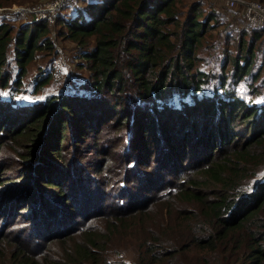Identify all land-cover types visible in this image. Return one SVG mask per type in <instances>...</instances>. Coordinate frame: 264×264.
<instances>
[{
  "label": "trees",
  "instance_id": "obj_1",
  "mask_svg": "<svg viewBox=\"0 0 264 264\" xmlns=\"http://www.w3.org/2000/svg\"><path fill=\"white\" fill-rule=\"evenodd\" d=\"M202 1L73 0L76 13L66 8L55 23L32 19L18 25L0 18V157L8 155L0 158V170L6 171V161L20 159L25 164L11 167L32 169L30 181L11 180L8 186L14 196L0 205V239L12 234L10 215L18 219L40 206V225L26 238L47 234L40 249L38 241L18 242L10 257L2 252L0 264H264V97L235 88L244 79L259 92L256 63L264 29L248 27L243 18L238 36L229 27L226 36L236 39L226 40L219 73H213L200 63L209 65L220 44L213 37L224 28ZM13 2L22 0H0V7ZM57 37L72 43L74 59L89 69L86 89L47 95L37 103L14 99L9 93L14 88L26 91L32 85L37 92L54 77L49 66L59 54ZM47 57L26 84L31 63ZM88 101L103 103L114 120L101 117L99 127L89 122L86 117L94 114L86 110L85 117ZM98 129L100 136L90 144L100 153L94 158L85 146L77 147V134L87 139ZM65 142L71 154L67 162ZM149 146L172 156L160 172L157 150L150 153L159 173L153 180L140 168ZM77 161L96 175L103 197L83 200L79 208L69 204L76 207L67 212L70 218L66 208L53 217L45 201L66 205L74 198L51 167L69 173ZM175 165L181 168L167 174ZM131 173L145 180V198L128 190ZM20 194L34 199L35 208L24 205L18 211ZM80 215L82 221L75 222ZM115 238L130 245L131 253L119 250Z\"/></svg>",
  "mask_w": 264,
  "mask_h": 264
},
{
  "label": "rangeland",
  "instance_id": "obj_2",
  "mask_svg": "<svg viewBox=\"0 0 264 264\" xmlns=\"http://www.w3.org/2000/svg\"><path fill=\"white\" fill-rule=\"evenodd\" d=\"M52 0H22V2H13L10 4V6H5V7H14V6H18V5H22L24 8L28 9L31 8L33 10H37L38 7H44L46 8L47 5L49 4V2ZM73 0H70L69 3H67L66 5H64L62 8H60V10H58L56 16V19L58 17V14L60 12H62L63 10H65L66 8L69 9L70 12H72L70 15H74L76 13V7L73 5L71 6ZM83 1V0H82ZM203 5L206 8V10L212 9L214 10L218 16H219V28H224L223 31H216L215 35H214V39L217 38L219 47L216 50V53L212 56L211 59H209V65L206 66V63H204L203 61L200 63L203 67L211 70L213 73H219V65L220 62H222V60L224 59V53H223V49L224 47H228V44L226 43V40L228 39H236L233 36H226V32L227 29L230 27H232L231 30H233L234 34L236 33L235 36H238L239 34H237L238 32L241 31L240 28H242V26H244V23L242 22V17L239 14V7L235 8V9H228L225 4L219 0H203ZM82 3V2H81ZM80 3V4H81ZM29 7V8H27ZM7 11V10H6ZM22 16L20 17H2V19L4 20H8L9 22L13 23V24H22V23H28V21H31L32 19H34V17L37 16H42L43 12L42 11H34L32 13H28V11H26L24 14H21ZM36 21V20H35ZM48 21V20H45ZM49 23H51L50 21H48ZM56 22V21H55ZM54 22V23H55ZM233 24V26H232ZM235 24H237V30L234 29ZM60 29V26L57 28ZM230 30V31H231ZM221 33H224L223 35H221ZM55 38V37H54ZM57 42L59 45L58 51L59 54L56 57H60L62 56L66 62H67V70H65L64 73H62L61 75L59 74L58 76H55L53 78L50 79V81L45 84L43 87H41L37 92H33V87L32 85L27 87L28 89L26 91H22L19 90V92L15 91V88L12 91H9V93L14 96V99H22L25 100L29 103H37L38 101L44 100L45 97L47 95H51V94H72L73 93H81L84 91L85 86L84 84L86 83L88 77L90 76L89 73V69L86 68L85 66H79L78 63L79 62H83L81 59H74V55L75 52L72 50V46L73 44L65 41L63 39H61L60 37H57ZM64 48V49H63ZM264 52V41L262 42V47H260V52H259V56L257 57V66L260 65V79L258 80L261 85V87L259 88V92L254 93L252 91V87H250L248 85V82L245 81L244 79L241 82H238L237 84H235V88L239 93H243V94H248V96L250 95H258L259 99L258 100H262V98L264 97V78H261L262 76L264 77V57H262V54ZM42 60V61H41ZM38 62H33L31 63L30 66V71L27 73V75L25 76L24 80L26 84H30L31 83V79L35 80L34 75H36L39 71V69L41 68L42 65H44L46 63V61L48 60V57L45 59H41ZM10 71L12 72V75H15L16 71H17V67L13 58V55H10ZM256 66V67H257ZM248 76L246 77H250L251 73L247 74ZM71 78V79H70ZM72 82H71V81ZM217 80V77H215L213 79V82H215ZM257 81V82H258ZM4 92V91H3ZM5 95H8V92H4ZM27 106V105H26ZM29 107V106H27ZM85 110V117L86 115V110H89V114H91L93 112L94 117L93 118H87L86 119L91 122L96 124V127H99L98 122L99 119L101 117L106 118L109 120V122L111 120H114V117L112 116V112L104 109L103 108V103H99L97 106L91 104L90 101L87 102L86 108ZM18 113V112H17ZM184 120V117H183ZM104 124V123H102ZM101 124V125H102ZM182 125V124H181ZM180 125V126H181ZM109 129H115V126H112ZM102 130H94V132L90 133V137H88L87 139L84 138V133L83 134H77V138H78V145L77 147H84V150L86 152L91 153L90 157H97L100 156L99 151H97L96 148L90 147V144L94 142V139L98 138V136H100ZM9 144H12L9 142ZM119 146L118 143L114 144V147ZM155 146V145H154ZM62 148L65 149L64 151V160L65 162H67V160H70V147L67 145V142H65L62 145ZM163 147H148V151L147 150H143L142 152V157H143V163L145 165H142L140 168L142 170H146L147 173V180H153L155 178L159 177V173H157V171L155 170V168L153 167V164L157 163V158H158V164H159V168H160V172L162 170H164L165 167H169L170 164H166L170 163L171 161V157L172 156H161V153L159 151L163 150ZM157 153L156 155L158 157H155L154 155L150 156L152 151H156ZM23 152V151H22ZM115 152H113L114 154ZM4 154V153H3ZM120 155V153L118 154ZM123 155V154H122ZM82 156V155H81ZM176 156V155H175ZM8 157V155L4 154V156L0 157L1 159ZM154 157V159H153ZM111 162V161H110ZM1 163V161H0ZM25 164V162L20 159V160H8L5 163V166H2L4 169H6V171H1L0 170V205H3L5 201H8L10 198H12L14 195L11 194V191L8 190V186H10V183L14 180H17V183H21L22 181L28 180L30 181V175L32 172V169H18L17 167H11L12 165H22ZM76 171L73 172H64V167H58V168H53L51 167V170L54 171V173L52 175H54V177L56 178H61L60 182L65 189H69L70 190V196L74 198V201L72 203H68L66 205L62 204L59 200H55L53 198H51V202L45 201L44 202V206L48 209V210H52L53 209V217H57L59 214L63 213V211L61 213L58 212V209H62V208H66V210H64V214L65 216H68L70 218V215L67 214V212L70 211V213H74L76 211V207L73 206V208H71V206L69 204H74V203H78L77 207L79 208V202H82L83 200H87V199H96L98 201H100L103 197V189L101 188V183L100 181L97 180H93L95 179L94 174L90 173L89 169H87L88 167H82L81 163L79 161H77L76 163ZM187 166V165H185ZM11 167V168H10ZM180 167V166H176L175 167H171L167 170V174H172V172L175 170L176 168ZM1 168V166H0ZM181 168V167H180ZM155 170V172H152V170ZM22 171V172H21ZM166 172V171H164ZM3 173V174H2ZM156 173V175H155ZM20 174H24L25 176L19 180L20 177H18V175ZM8 175V176H7ZM7 176V177H6ZM161 177H163L164 175H160ZM166 177V175L164 176ZM131 178L132 181L134 182L133 184L128 185V190H130L131 195H134L135 197H139V198H145L148 194L145 193L143 191V183H144V179L143 178H139L136 174L131 173ZM12 180V181H11ZM129 184V183H128ZM138 186V187H137ZM80 188V190L78 191V189ZM140 188V189H139ZM23 190L22 188L18 189L17 191H21ZM16 191V192H17ZM13 193V192H12ZM18 199H16V203H19L17 206V210L18 211H22V208L24 205H28L31 209L35 208V200L32 199L30 202L28 201L29 198H26L23 195H18ZM21 202V203H20ZM39 202V201H37ZM40 206L38 210H29L27 209L25 211L24 216H19L18 219L16 217L15 214L10 215L9 219L7 220L8 222L11 221V224L9 226L10 229H12V234L9 233H4L3 235H5L4 237H2L0 239V255H2V252L6 253L8 257L11 256L12 251H14L16 248H18V242H20L21 246L22 244H25V246L30 245V243H35L38 241V245H36V247H39L37 249H40L41 247H43L46 243V235L45 236H38L39 240L37 239H33V240H29V238L27 239V233L28 232H35V225H37V223L40 225V220L38 217V214H41L43 211V208ZM2 207L0 209V216L3 214ZM46 210V209H45ZM34 216V217H33ZM82 218H84V215H80L77 217V221L75 222H81ZM19 222V224H18ZM103 222V218L98 217L96 220L97 224H100ZM16 223V224H15ZM57 222H55L54 224H52L50 230H52L57 224ZM14 224V225H13ZM34 227V228H33ZM37 231V228H36ZM12 235V236H11ZM8 236H10V238H7ZM22 238V239H21ZM22 240V242H21ZM113 244L117 247H121L119 250L127 252V253H131L129 251V249L131 248L130 245H128L127 243H124L122 241H120L119 239H113ZM56 246H51L52 251L57 247ZM43 251V250H42ZM42 251L38 252V253H42ZM51 251V254H52ZM58 256L62 255V251L61 249L57 252H55ZM37 256L42 257V254H35ZM30 256V254H29ZM115 257V255H114ZM39 258V257H38ZM116 258V257H115Z\"/></svg>",
  "mask_w": 264,
  "mask_h": 264
},
{
  "label": "built area",
  "instance_id": "obj_3",
  "mask_svg": "<svg viewBox=\"0 0 264 264\" xmlns=\"http://www.w3.org/2000/svg\"><path fill=\"white\" fill-rule=\"evenodd\" d=\"M225 4L228 9H235L239 7V14L246 20L248 27L252 29H264V2L260 0H219ZM70 0H52L49 2L46 8L38 7L37 10H33L29 7V10L22 5L14 7H0V18L6 16L8 18L20 17L26 11L32 13L34 11H42V16L34 17V20H48L51 23L56 21V14L60 8L69 3ZM7 10V11H6ZM66 60L60 56L55 57L49 66V70L58 76L67 70Z\"/></svg>",
  "mask_w": 264,
  "mask_h": 264
}]
</instances>
